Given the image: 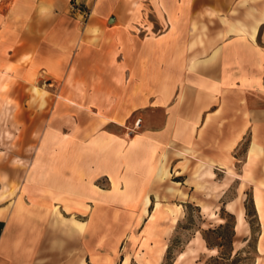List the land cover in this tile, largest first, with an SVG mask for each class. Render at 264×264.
<instances>
[{"label": "crops", "instance_id": "obj_1", "mask_svg": "<svg viewBox=\"0 0 264 264\" xmlns=\"http://www.w3.org/2000/svg\"><path fill=\"white\" fill-rule=\"evenodd\" d=\"M47 78L57 95L54 109L60 115L71 112L77 127L88 131L101 127L104 134L92 142L109 148L112 142L119 146L127 142L110 132L111 127L123 126L131 114L143 109L164 114L156 124L159 128L138 134L130 141L133 150L119 157V176L126 160L134 162L128 175L141 176L130 189L144 193L155 189L159 163L167 159L164 153L159 161V150H174V144L186 148L180 156L198 155L200 185L220 173L226 178V169L241 163L237 152L245 142L241 163L245 170L249 159L264 152V0L0 3V110L30 85L43 88L40 84ZM70 139L91 141L83 135ZM102 158L100 177H105L111 170V156ZM40 171L26 172L14 197L9 193L16 183L0 181V264H118L119 260L129 264L130 256L118 258L115 250H102L96 244L102 231H96L95 224L103 223L105 228L111 220L90 214L92 201L79 195L78 175L68 195L61 182L53 184ZM251 186L261 241L264 220ZM143 195V207L149 208L155 195ZM57 196L79 205L73 204L71 212L63 210L65 218L57 210L64 207ZM261 196L264 210V191ZM11 199L13 207L6 214ZM78 206L86 211L80 218L74 211ZM173 211L165 218L175 224ZM179 215L177 220L184 211ZM121 222L119 218L118 229H123L117 237L126 232ZM63 234L69 236L65 245ZM164 251L165 247L159 259Z\"/></svg>", "mask_w": 264, "mask_h": 264}, {"label": "rangeland", "instance_id": "obj_2", "mask_svg": "<svg viewBox=\"0 0 264 264\" xmlns=\"http://www.w3.org/2000/svg\"><path fill=\"white\" fill-rule=\"evenodd\" d=\"M0 3L5 6L7 0H0ZM50 83L47 78L40 84L41 89L39 84L34 88L30 85L23 90V95L7 100L0 110V181L11 185L16 183L9 196H15L20 190L26 172L35 173L41 169L44 178H50L48 181L53 184L61 182L63 192L68 195L73 193L70 185L78 175L79 195L92 201L88 204L90 214L111 220L105 228H102L103 223L95 224L96 231H102L96 235V244L102 250H115L118 258L130 256L129 264H264V238L260 241L261 227L251 186L253 184L256 189V207L264 220L261 196L264 191V152L256 155L254 160L249 159L245 170L241 164L248 146L245 142L237 152L241 163L235 169L228 167L226 178L220 173L200 185L197 179L200 171L198 155L194 152L178 155L186 149L179 144H174V150L163 148L159 150V161L164 153H167V159L159 163L157 185L145 192L155 195L151 201L153 204L144 208L141 195L145 196V193L129 186H135L141 176L128 175L134 167V162L129 160L124 162V171L119 176V157L133 150L130 141L138 134L146 129L159 128L156 124L164 119V114L149 109L131 114L123 126L111 127L110 132L127 142L120 146L112 142L109 148L107 144L92 142L96 136L104 134L101 127L93 131L77 127L71 112H60L63 113L60 115L54 109L57 95ZM5 88V85L1 86L2 90ZM72 135H83L84 140L89 138L91 141L73 143ZM88 153L91 159H87ZM109 155L111 170L107 176L100 177L104 172L102 157L108 158ZM179 171L183 172L182 176L176 175ZM243 171L246 172L244 175ZM86 183L93 191L86 189ZM211 194L215 197L209 196ZM149 198L146 196L145 202ZM56 199L64 206H57L63 216L76 204L64 196ZM13 202L5 210L6 214ZM199 205L209 207V211L203 212ZM172 210H175V224L165 218L166 215L172 216ZM182 210L184 216L177 220ZM74 211L79 218L86 214L81 206ZM239 217H242V228H237ZM119 218L126 230L121 237L116 236L123 229L122 226L118 229ZM65 239L69 236L63 234L64 245ZM164 247L159 259V252ZM118 264L122 262L119 260Z\"/></svg>", "mask_w": 264, "mask_h": 264}, {"label": "built area", "instance_id": "obj_3", "mask_svg": "<svg viewBox=\"0 0 264 264\" xmlns=\"http://www.w3.org/2000/svg\"><path fill=\"white\" fill-rule=\"evenodd\" d=\"M3 1V0H2Z\"/></svg>", "mask_w": 264, "mask_h": 264}]
</instances>
